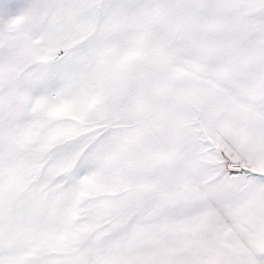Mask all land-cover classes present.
<instances>
[{
  "label": "snow or ice",
  "instance_id": "1",
  "mask_svg": "<svg viewBox=\"0 0 264 264\" xmlns=\"http://www.w3.org/2000/svg\"><path fill=\"white\" fill-rule=\"evenodd\" d=\"M0 264H264V0H0Z\"/></svg>",
  "mask_w": 264,
  "mask_h": 264
}]
</instances>
